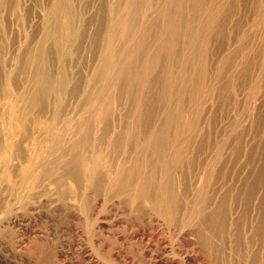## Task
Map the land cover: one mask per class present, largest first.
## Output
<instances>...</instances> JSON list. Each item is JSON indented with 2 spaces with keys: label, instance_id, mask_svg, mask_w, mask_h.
<instances>
[{
  "label": "rangeland",
  "instance_id": "obj_1",
  "mask_svg": "<svg viewBox=\"0 0 264 264\" xmlns=\"http://www.w3.org/2000/svg\"><path fill=\"white\" fill-rule=\"evenodd\" d=\"M88 1L73 20L85 40L66 64V79L88 90L105 61L95 85L103 100L98 113H108L111 137H119L113 151L90 162L82 153L77 158V172L99 180L95 191L72 176L60 180L53 167L56 142L66 150L75 127L63 135L60 122L46 115L15 137L22 108L15 95L24 84L17 55L47 36L40 24L52 0H0L2 68L17 87L6 78L12 96L0 91V264H243L232 231L235 220L243 221V179L263 150L264 0H141L134 34L118 50L112 39L89 48L94 11L103 4L108 35L110 22L112 28L118 22V8L115 19L110 6L116 1ZM78 101L66 99L61 120ZM97 109L88 116L100 124ZM46 169L53 174L43 176ZM223 199L225 230L209 236L204 214L192 219L190 210L210 214Z\"/></svg>",
  "mask_w": 264,
  "mask_h": 264
},
{
  "label": "bare ground",
  "instance_id": "obj_2",
  "mask_svg": "<svg viewBox=\"0 0 264 264\" xmlns=\"http://www.w3.org/2000/svg\"><path fill=\"white\" fill-rule=\"evenodd\" d=\"M115 1L116 3L114 8H113L114 3H111V5L110 4L109 5L111 6V10H113V13L111 12L113 15L116 7L118 8L117 11L118 22L116 28H112V24L110 22L109 25L111 27L109 26L110 27L109 34L108 35L105 34V31L107 30L108 26H105L103 23L104 6L103 4L98 6L96 8V11H94V18L97 21H95L96 26L94 28L93 33L90 36L89 48L98 50L100 45L107 44L109 41L111 42L112 39L113 42L115 41V43H113V45H115V49L118 50L119 44L126 42L130 38V36L134 34V28H135V23L133 19L134 12L136 13L138 11L139 9L138 5L140 4L141 0H115ZM86 2L89 1L88 0H76V1L52 0V2L49 4L45 15L41 18V24H40L41 29H43L46 32V34L48 33L47 36L44 37L41 36L39 40H34L29 44L24 45L20 53L17 55L18 57L17 59H19V64H18L19 67L18 70H16V72L19 75L20 74L22 75L23 78L22 80L24 84L20 88V92L15 95V102L20 101L22 103L21 111L17 116L15 117L13 116V117L19 123L18 126L19 130L15 133V137H17L18 140L22 139L23 137L22 130L27 127L28 123L33 121L40 122L41 119L46 115L47 116L50 115L49 118L56 120L55 123L60 122L58 129L61 130L63 135H66L67 131L69 132V130L66 131L67 127L70 126L75 127L74 130L72 131V135L70 134L68 135L69 136L68 140H70V142L69 145H67L68 148L66 150H63V148L59 146V143L56 142L57 149L58 151H60V153L58 155V158H56L57 156L55 157L56 161H54L53 167L54 170L57 172V174H59L60 177L59 176L58 177L60 178V180L72 176L73 181L77 184V186L82 184L81 181H84L85 182L84 185L85 187H87V189H92L95 191L99 184V180L96 179V177L91 176V174L82 176L80 172H77V161H78L77 158H79L81 156L80 153H82V157L84 159L89 160L90 162L93 156L95 158V155L103 154L106 148H108L109 151H113V149L116 147V143H119L117 142L118 140L117 138L119 137L117 136L111 137L112 128L111 125L107 123L110 118V116L106 115L108 113L107 112L98 113L99 109L102 107L103 100L102 99L99 100V96H98L99 91L97 92L98 87L95 88V85L99 82V80L101 81L100 68L101 66L105 65L104 63L105 61L99 65L98 72L94 73L92 85L88 88V90L85 89L83 91L82 84L79 79L78 80L74 79L70 83L67 82L66 79L67 62L70 61L74 56L80 55L82 46L84 45L85 38L83 36L84 33L82 31V28L81 29L79 27L74 28L73 20L77 19L78 16H80L81 14V13L79 14V11L76 12L78 7L85 4ZM126 7H128V9L124 11ZM82 9L84 10L83 7ZM108 10L111 11L110 8ZM91 20H92L91 17L86 19V21L84 20V23H86L84 26L88 25ZM37 26H39V24ZM116 32L119 34L118 37L116 36ZM52 33L53 35H57L58 37L57 39H59L56 50L51 49L50 44L52 41L50 42L49 39L47 38L49 34ZM2 59H3V50L1 46V34H0V91L1 90L4 92L8 91V95L10 96L11 92L9 91V89L8 90L6 89L5 80L7 78L8 86L10 83V85L13 87V83H14L15 89L17 88L15 83L16 81L14 78L10 77L11 76L10 74H8L10 72L5 73V69H4L5 66L4 68H2V66L5 65L3 64ZM58 61L60 62L56 66V63ZM56 78H58V80H55ZM104 79L106 78L104 77ZM104 79L102 80V83L104 82ZM71 97L74 98L75 101L81 99V101L74 103L75 106H73L74 108L73 113L76 114L79 111L85 109V114H83L80 120L74 118L73 113L69 114L68 116H66L65 119L61 120L60 117L64 116L65 114L67 115V113L65 112L66 110L65 108L67 107L65 104L66 99ZM95 105L98 106L95 120H98L97 118H100L101 120H98L99 121L98 123L100 124H95L93 122L94 118H90L88 116L89 112L93 110V106ZM75 109L77 111H75ZM101 110L102 109H100V111ZM48 126L51 125H47V127ZM105 143H107V146L105 145ZM262 148L263 150L261 154V159L259 158L260 161L257 162L256 165L255 164L253 165V169L247 171L246 177H244L243 179L242 187H241L242 199L244 201L242 213H241L243 221L242 219L235 220V229L234 231H232V233L234 232V239H233L234 248L237 249V251L243 252L244 256L240 257L241 258L240 262L243 259V264H264V138H263ZM50 156L52 155L50 154ZM112 157L111 159L110 158L109 159L112 160ZM52 174L53 173L49 169H46L43 172V176H51ZM63 183H65V181ZM254 191H256L257 194L259 193L258 195L259 198L255 206L256 215L253 219L250 220L249 212H250L251 203L249 204V200L252 197ZM148 194H150L149 191H147L144 196H148ZM224 199L218 204V206L210 214L202 213L201 210L199 211L197 210L198 212L190 210L189 216H191L192 219H196L198 215L200 216L201 214H204L202 216L203 219L202 221H204V223H206L208 226L210 225L209 228L213 227V229L210 232L211 234H209V236L210 235L213 236L215 233L221 234L223 227L225 230V224L228 222V218H229V216L227 218L229 208L227 201L226 200L224 201ZM246 224H248V226ZM245 225L247 227L246 229H244V231H242V227H244ZM242 235H243V239H242ZM209 248H211L212 251H218L219 246L217 245L215 246L214 244L210 243Z\"/></svg>",
  "mask_w": 264,
  "mask_h": 264
}]
</instances>
